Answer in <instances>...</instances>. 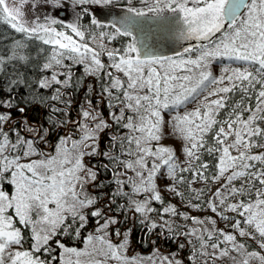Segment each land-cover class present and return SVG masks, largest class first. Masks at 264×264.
Listing matches in <instances>:
<instances>
[{
  "label": "snow or ice",
  "instance_id": "1",
  "mask_svg": "<svg viewBox=\"0 0 264 264\" xmlns=\"http://www.w3.org/2000/svg\"><path fill=\"white\" fill-rule=\"evenodd\" d=\"M26 3L0 0V23L48 46L40 49L46 51L40 71L48 75L36 82L38 88L52 89L51 101L71 107L66 90L82 80L75 76L81 67L84 76L100 82L101 100L111 111L110 120L105 119L86 100L80 119L64 122L75 125L76 137L61 136L51 151L41 150L35 138L6 130L11 113L0 111V264H182L174 253L159 250L147 257L130 255V229L113 228L118 239H111L108 230L119 221L108 212L116 197L126 200L116 210H133L149 232L160 228L188 238L191 264L224 258L232 264H264V255L239 240H256L264 250V0H124L121 13L93 15L88 25L80 23L79 15L71 23L47 16L25 19ZM76 3L104 9L114 0ZM118 38L127 40L116 46ZM178 41L189 43L174 55L165 54L163 49ZM25 47L15 41L12 54L0 57V72L6 61L27 62L16 52ZM218 61L220 74L215 75L212 66ZM12 106L11 98L0 100V108ZM61 110L52 108L53 113ZM106 130L113 131L107 150H101L100 134ZM46 135L47 129L38 140L47 144ZM173 135L181 141L183 159L162 143ZM86 157L108 161L103 167L115 188L104 205L107 211L96 207L102 195L88 190L89 185H107L99 182V168ZM160 179L170 181L168 190L190 207L206 205L231 230L173 205L163 207V223L157 224L150 214L157 211L153 201L164 204ZM197 182L219 187L206 192L193 187ZM89 217L100 219L82 248L58 238H79Z\"/></svg>",
  "mask_w": 264,
  "mask_h": 264
},
{
  "label": "trees",
  "instance_id": "2",
  "mask_svg": "<svg viewBox=\"0 0 264 264\" xmlns=\"http://www.w3.org/2000/svg\"><path fill=\"white\" fill-rule=\"evenodd\" d=\"M124 0H116L113 5L123 4ZM111 6V5H109ZM21 40L27 47L23 49H16L17 55H23L28 57L27 62L20 61L19 59H13L10 61H6L3 72H0V100H7V98H12L13 100H19L20 102H25L26 100H33V103H38L43 111L39 116V121L41 122V128H44L48 125L51 130L54 128L63 125L67 118L70 121H77L80 119V110L83 103H86V100L90 99V97L85 98V96H81L80 101L78 103V96L80 94V89L82 87L84 75L75 73L76 77H82L80 83H78L74 88L67 89L66 91L71 93L70 96L66 97V99H70L72 105L71 111L67 112L69 107H66L64 104H58L55 101H51L49 97L52 95V89H37V81L45 75H48L46 72L40 71V66L43 63L44 56L46 55V51L44 53L40 52V49H48V46L43 45L41 42L36 40H27L24 38L23 34L16 33L10 26L0 23V57H8L12 54L11 50L15 41ZM126 41L127 38H118L117 41H113V44L119 46L120 41ZM222 62H216L215 65L221 64ZM11 80H22V83H17L15 85H11ZM96 81V93L100 94V82ZM91 86V83H87V95H91L92 92H88V87ZM11 89V90H10ZM14 94V95H12ZM83 94V93H82ZM94 107L97 108L99 112L103 114L105 119L110 120L109 112L111 111L106 105L104 107H98V103H92ZM27 106V105H26ZM53 106L62 109L60 112L53 113ZM84 107V106H83ZM67 112V115H65ZM45 130V129H44ZM72 130L75 132V125L72 124ZM113 130H106V133L100 134V148L101 150H107L109 144V136L112 134ZM124 131V130H121ZM44 133V131H43ZM76 134V132H75ZM87 160L90 161L91 164L96 165L99 168L98 180L99 182L107 185L104 188H93L91 186V191L93 195L100 193L102 198L97 201L96 207L102 208L104 211H107L104 208L106 202L110 199V194L114 190L115 185L111 183V173L106 171L103 167V164L108 163L107 160L103 159V157H86ZM205 159H210L209 157H205ZM214 163V161H213ZM211 171V169H210ZM189 175V174H185ZM161 185L166 187L168 185V180L160 179ZM203 189L207 192L206 187H211V182L205 185L203 182ZM107 193V195H104ZM169 192L165 190L162 193V199L164 204L169 203L171 200ZM207 198V197H206ZM196 203V201H193ZM117 204H126V200L121 197H116V203L110 204L109 206L113 209L111 212H108V216L116 217L119 221L114 226H110L109 232L114 234L112 231L113 228L119 229L120 232L131 230L129 241L130 246H133L138 252L146 253L149 252L151 247H156L158 250H162V252H181L182 256L180 259L185 264H191L188 260L189 253H191V248L187 251L186 247V237L181 236H170L166 230L157 228L151 232L148 231L147 222L141 223V217L139 214L133 212L132 210L124 211L123 209L120 211L116 210ZM151 206L155 208L157 211L150 214L151 219L155 220L157 224L163 223L160 219V213L162 211L163 204H160L156 201H153ZM204 205H202V208ZM201 208V209H202ZM199 209V210H201ZM92 209H87V212H90ZM133 212V213H132ZM166 216V215H165ZM233 219H236V216L231 215ZM100 219L97 217H89L88 222L85 228L81 229V235L79 238H76L74 235H64L62 237H58L61 241L69 247H79L84 238L89 233H94L98 225L96 224V220ZM164 219V218H163ZM172 219H176L172 217ZM103 220H101V223ZM163 233V234H161ZM181 243L185 244V247L181 249L179 245ZM59 249H57V253ZM57 253H53L54 255ZM53 264H57V261H53ZM199 264V262H198Z\"/></svg>",
  "mask_w": 264,
  "mask_h": 264
},
{
  "label": "rangeland",
  "instance_id": "3",
  "mask_svg": "<svg viewBox=\"0 0 264 264\" xmlns=\"http://www.w3.org/2000/svg\"><path fill=\"white\" fill-rule=\"evenodd\" d=\"M114 1H116V0H114ZM122 5L123 4L111 5V6H107V8L101 9L99 6H96V5H80V4L76 3V0H58V3H56V4H53L51 2V0H28V3H26L23 6L22 10L24 12L25 19H28V20H32V19H41L42 20L44 17L47 16L50 18H55V19L60 20V21L71 23L74 20H76L77 16L79 15L82 17V19L80 20V23L84 24V25H88L90 22V19L93 15H95L97 18H102V17L106 16V13L109 10L112 12V17H114L117 13H121L122 12ZM85 8L89 9V12L82 11ZM112 17H107V18L109 20H111ZM55 27L60 28V25H55ZM188 43L189 42L178 41L176 43L170 44V46H168L163 51L167 55H174L175 51L181 50L182 47L187 46ZM220 68H221V64H218L215 66L213 65L212 66L213 73L215 75H219L220 74ZM82 74L84 75L83 70H82ZM84 77L86 78L87 76H84ZM92 78H95V77H92ZM83 106L85 108L88 107L87 103L85 104V102L83 103ZM98 107L100 109L99 105H98ZM191 107H192V105H189V108H191ZM167 118L168 117L166 116V119ZM73 131L74 130H72V132ZM73 133L74 134H72V136L75 138L76 134H75V132H73ZM162 143L164 145L173 147L175 149V151L177 152V155H181V141H180L179 137H176L174 135L173 136H165V138L162 140ZM181 159H183L182 155H181ZM222 182L223 181H221V183ZM169 183H170V181H168V184ZM158 184H159V190L161 192V195L165 190H167L169 192L168 194L171 197V200L169 201V203L163 204V207H165L167 205H173L177 208V210L179 212L186 213L190 216H195V217H198L201 219L211 217L217 221V227L218 228L224 229L226 231L231 230L228 227L229 222L221 220L214 213H212L211 210L206 205H204V207L201 210L192 208L189 206L187 201L181 200L180 197H177V196H175L174 193L170 192L168 190L167 186L163 187L161 185L160 180L158 181ZM193 187L196 189H203V184L201 182H197L196 184L193 185ZM217 187H219V184L211 183V187H209V188L206 187V190L211 189L212 191H214ZM88 190H89V192L92 193L91 185L88 186ZM209 195H210V193H209ZM163 207H162V209H163ZM86 210L87 209H85V212H86ZM165 215H164V220H169L170 217L167 214H165ZM229 215L235 216V214H229ZM237 218H239V217L236 216V219ZM161 221H163V220H161ZM180 222L183 223L182 221H180ZM123 232H126V231H122V233ZM181 237H184V236H181ZM111 239L115 242L118 238L115 236V234H112ZM187 239L188 238H186V240ZM239 240H240V242L245 243L249 250L258 251L262 255H264V250L259 249L256 240L249 239L246 237L245 238H239ZM82 247H83V242L77 248H82ZM190 248L191 247L186 242V247H185L184 251H187ZM155 250H158V249L156 247H151L149 252L141 253V252H138L133 246H130V244H129L128 252L130 255L139 254V255H143V256L147 257L149 255H152ZM159 252L162 255H170V254L174 253L176 255L177 259H180V257L182 256L181 252H178V253L172 252L171 253V252H162V250H159ZM190 254L191 253H189V255ZM57 264H58V261H57ZM182 264H185V261L184 262L182 261ZM197 264H198V262H197ZM216 264H232V261L228 258H224V259L216 262ZM252 264H259V262L254 261V262H252Z\"/></svg>",
  "mask_w": 264,
  "mask_h": 264
},
{
  "label": "flooded vegetation",
  "instance_id": "4",
  "mask_svg": "<svg viewBox=\"0 0 264 264\" xmlns=\"http://www.w3.org/2000/svg\"><path fill=\"white\" fill-rule=\"evenodd\" d=\"M166 48L167 47H165L163 50H165ZM75 73L82 74L81 67H77L75 69ZM88 82L91 83V86L93 88L91 95H87L86 93ZM95 84H96L95 78L84 77L82 87L80 89V94L77 100L78 103L81 102L80 101L81 96L83 97L85 96V98L90 97L92 103L97 102L100 107H104L106 105L105 101L101 100L100 94L96 93ZM36 88L38 89V85H36ZM12 104L13 106L10 109L0 108V111L11 113L10 120L7 122V124L4 125L5 129L7 130L8 127H11L15 129V132H18L25 139L35 138L36 142L39 143V147L41 150L51 151L52 147L56 145V143L58 142L61 136L74 134L73 133L74 131L72 132V123L64 124V126H58L53 130H51V128L48 125H46L44 128H41V122L39 121V116L42 114L43 111L41 110V107H39L40 105L38 103H33V100H26L25 103L23 101L20 102L19 100L12 99ZM72 105L73 104L71 103V107H69L67 112L71 111ZM20 108L24 109L22 113L19 111ZM66 121H70L69 118H67ZM29 126L33 129H39V133L37 134L29 131L28 130ZM44 129H47V135L45 137V139L47 140V144H45L43 141L38 140L39 135H44L43 133ZM9 135L11 139L15 140L14 132H10Z\"/></svg>",
  "mask_w": 264,
  "mask_h": 264
}]
</instances>
